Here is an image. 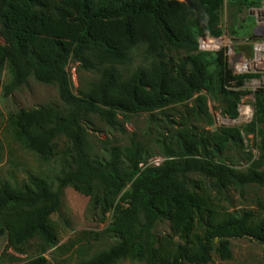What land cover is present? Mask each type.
<instances>
[{
  "label": "trees",
  "instance_id": "obj_1",
  "mask_svg": "<svg viewBox=\"0 0 264 264\" xmlns=\"http://www.w3.org/2000/svg\"><path fill=\"white\" fill-rule=\"evenodd\" d=\"M228 4L236 26L238 14L260 0ZM226 5L227 0H0V90L8 97L34 78L56 87L63 104L8 118L15 143L44 163L60 165L55 179L31 171L22 180L0 179V212L37 211L15 244L39 239L55 248L53 262L38 256L21 264H66L61 258L70 249L57 246L46 221L60 210L68 187L88 197L103 217L112 213L103 233L106 248L93 250L94 233L70 242L78 246L75 264H210L232 260V240L249 238L264 246V197L247 209L223 203L229 191L264 190V87L254 93L250 124L206 129L214 124L210 100L235 119L247 95V76L233 74L223 51L199 50L200 37L221 36ZM137 51L140 64L133 66ZM72 61L93 75L77 93L68 70ZM144 114L155 128L150 126V141L162 149V162H149L153 146L136 135L127 145L105 143L95 150L94 117L120 128L122 119ZM243 133L255 137L257 158ZM242 163L244 170L238 168ZM162 222L170 232L159 235Z\"/></svg>",
  "mask_w": 264,
  "mask_h": 264
},
{
  "label": "rangeland",
  "instance_id": "obj_2",
  "mask_svg": "<svg viewBox=\"0 0 264 264\" xmlns=\"http://www.w3.org/2000/svg\"><path fill=\"white\" fill-rule=\"evenodd\" d=\"M183 1V0H178ZM253 15L249 10L238 14L237 25L232 16V10L229 8L228 0L224 11L221 13V29L220 37L225 38L232 48L245 56L252 54L251 41L253 39ZM214 53V51L210 52ZM140 64V52L134 53L133 66ZM230 67V66H229ZM231 68V67H230ZM73 79V90L77 93L80 87H83L93 77L92 74L83 71L79 64L72 61L68 68ZM232 70V69H231ZM7 83L9 78L4 77ZM243 90L250 93L253 92L252 86L246 84ZM251 100V101H250ZM248 101L254 102V99ZM58 104L63 106L59 99L57 88L51 85H45L31 78L27 85L20 86L12 92L8 97L4 96L3 89L0 90V139L2 143V151H0V179H11L13 176L18 180H22L26 173L31 171L36 174H46L51 179H55L60 170L59 162L54 160L44 163L34 154L28 152L20 145L15 143L11 134L8 132V118L10 114H15L20 110H31L38 107ZM209 109L213 116L214 124L207 127L210 131H215L220 127H238L243 129L246 125H230L225 120V116L221 114L220 105L217 101L210 100ZM162 118V116H157ZM149 115L132 116L127 120L122 119L120 128H111L106 123L93 118L94 128L90 131V141L97 152H100L105 143L127 145L133 135L153 146L151 139L154 134L150 135L151 125ZM165 121L160 122L161 125ZM203 127L205 126L204 124ZM153 132V130H152ZM150 135V136H149ZM247 150H251L254 158L259 156V152L255 146V137L244 134ZM154 156L149 160L151 164H159L163 161L162 149L159 147L152 148ZM232 156V155H231ZM236 160V159H235ZM239 169H245V163L240 164ZM264 197V190L255 186L247 188L244 192L229 191L226 193V201L223 203L228 205L231 203V209L240 210L247 209L250 205L256 203V198ZM229 203V204H230ZM254 207V206H252ZM37 211L21 210L17 212H0V229L3 234L0 237V264H21L29 259L44 256L53 262V252L55 248H48L41 240L33 239L22 247L15 244V237L20 228L32 217ZM105 218V219H103ZM112 223V213L103 217L99 210L91 207L89 198L68 187L62 196V204L60 210L51 215L46 225L55 233L58 245H68L69 252L63 256L66 264H75L77 255L75 251L78 246L70 247L71 241L83 239L85 233H94L89 236V240L93 245V250L98 251L107 247L108 238L104 235V231L110 227ZM169 225L166 222L160 223L156 228V233L163 235L169 233ZM95 235H100L98 240H93ZM88 240V239H87ZM233 258L229 261H221L215 258L210 264H264V246L255 240L249 238L232 240ZM92 253V252H91ZM89 253V255L91 254ZM54 264V263H53ZM119 264H141L136 262L124 261Z\"/></svg>",
  "mask_w": 264,
  "mask_h": 264
},
{
  "label": "built area",
  "instance_id": "obj_3",
  "mask_svg": "<svg viewBox=\"0 0 264 264\" xmlns=\"http://www.w3.org/2000/svg\"><path fill=\"white\" fill-rule=\"evenodd\" d=\"M255 23L253 39L251 41L252 54L245 56L236 52L225 38L212 36L199 38V50L202 52L223 51L233 74L247 76L246 84L251 85L253 92L246 95L238 105V116L235 119L225 117L230 125H247L254 118V93L257 89L264 87V0H260L258 7L249 9ZM243 89V88H242ZM250 100V101H248ZM244 136V133H243Z\"/></svg>",
  "mask_w": 264,
  "mask_h": 264
}]
</instances>
